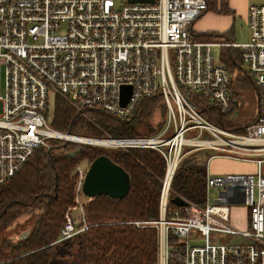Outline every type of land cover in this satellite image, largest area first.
<instances>
[{"label":"built area","instance_id":"2783aa9c","mask_svg":"<svg viewBox=\"0 0 264 264\" xmlns=\"http://www.w3.org/2000/svg\"><path fill=\"white\" fill-rule=\"evenodd\" d=\"M206 9L205 0H125L119 7L113 0H0V186L20 172L36 148H48L51 139L125 152L155 150L166 165L159 217L132 224L156 230L157 264H264V3L248 6L250 36L243 44L192 38L190 28ZM229 45L240 49L242 68L259 89L256 119L243 134L212 125L190 101L198 97L222 116L231 113L229 73L213 54L214 48ZM122 85L131 88L124 106L119 103ZM49 91L78 114L94 109L120 120L130 119L143 99L160 92L165 124L147 137H60L79 136L50 127L45 116ZM187 148L251 162L254 172H207L204 206L184 200L181 210H169L170 181ZM84 163L74 169L76 207L71 212L78 210L79 224L68 212L58 241L86 228L79 202L89 166ZM209 190L217 193L213 200L207 198ZM230 205L247 208L246 230L230 225ZM169 237L177 240L174 247Z\"/></svg>","mask_w":264,"mask_h":264},{"label":"trees","instance_id":"16d2710c","mask_svg":"<svg viewBox=\"0 0 264 264\" xmlns=\"http://www.w3.org/2000/svg\"><path fill=\"white\" fill-rule=\"evenodd\" d=\"M207 9L212 1L205 0ZM201 41L212 39L231 44L228 32L208 33ZM218 63L230 77L229 93L236 100L243 89L253 86L251 77L242 68L240 49L221 46ZM195 110L212 125L231 131L219 111L197 97L190 98ZM85 116L60 97L54 98L52 115L46 119L52 129L62 134L83 138L122 139L153 136L165 124V106L160 92L143 99L133 116L120 120L106 113L87 109ZM230 115V114H229ZM228 115V116H229ZM257 116V115H256ZM256 116L239 127L245 126ZM168 136L172 135L169 131ZM48 148H36L22 169L11 180L0 186V221L4 228L17 222L14 235L30 229L22 239L8 235L0 239V260L9 264H64L69 253L59 251L55 246L66 242L68 248L73 242L58 241L65 215L76 207L75 166L80 162L90 164L96 157L104 155L122 167L130 178L127 194L121 199L96 196L82 204L84 226L75 245L83 251L82 264H157V233L153 227L136 228L134 221L154 222L158 220V201L161 180L165 173V161L160 153L151 149H128L101 147L62 139H51ZM170 181L169 199L180 197L199 207L205 204V181L207 165L213 156L211 150H184ZM169 210H181L168 201ZM12 231V230H11ZM13 231L10 233L13 236ZM18 233V234H17ZM177 240L169 237L170 246Z\"/></svg>","mask_w":264,"mask_h":264},{"label":"rangeland","instance_id":"374dc122","mask_svg":"<svg viewBox=\"0 0 264 264\" xmlns=\"http://www.w3.org/2000/svg\"><path fill=\"white\" fill-rule=\"evenodd\" d=\"M115 7H119L122 3L125 2V0H113ZM263 1H260L262 3ZM235 35H236V41L240 44L247 43L249 41L250 36V30L247 25V19L238 18L236 19L235 25ZM212 42H217V39L210 40ZM214 59L215 62H218V56H219V50L217 48H214L213 50ZM172 59H173V51L169 50V64L172 70ZM262 92L264 93V88L262 89ZM2 90L0 92V95H2ZM258 97H259V91L256 90L253 86H250L249 88H245L242 90L241 95L233 101V108L229 116L224 118L225 123L231 128V131L236 133L238 132V128L246 124L250 119L255 117L258 112ZM54 108V95L51 91L48 92L47 95V115L50 117L52 115ZM186 136V135H185ZM213 156L210 158V162L207 166V172L209 176L214 175H224L219 172V169L221 172H230V170H239L238 172L242 171V173L248 174L254 172V165L251 162H241L236 160H229L228 158L223 159V157H214L216 154L215 152H212ZM237 162V164H236ZM81 166L85 167V163L82 161L79 163ZM238 167V168H236ZM219 168V169H218ZM232 172V171H231ZM237 172V171H235ZM217 196V193L214 190H209L207 193V198L209 200H213ZM88 198L83 196V194H79V202L80 204H84L87 201ZM71 217L74 220L75 224H79V214L78 210H74L71 212ZM25 217H19L18 221L15 223H12L8 228H4L3 223L0 221V239H2L5 236H11V238H14V233L18 228V223L23 222V219ZM229 222L230 225L238 230H246L247 227V208L243 205H230L229 207ZM13 231V236L10 233ZM79 233H76L73 237L68 239V242H73L71 246L68 248L63 247V245L66 242H61L56 244V248L63 252V250H67L69 255L64 257V259H61V263L64 264H82L83 261V251L80 250L77 245H75L77 238L79 237ZM18 234V233H17ZM238 240V239H237ZM236 239H233L234 242L237 241ZM239 241V240H238Z\"/></svg>","mask_w":264,"mask_h":264},{"label":"water","instance_id":"95a60500","mask_svg":"<svg viewBox=\"0 0 264 264\" xmlns=\"http://www.w3.org/2000/svg\"><path fill=\"white\" fill-rule=\"evenodd\" d=\"M131 2H151L152 0H130ZM131 88L128 85L120 86V100L121 106H124L130 96ZM130 186V178L127 172L115 164L107 156L101 155L90 162L86 169L83 182L81 185V192L83 196L92 199L96 196L103 195L111 199L123 198ZM170 203L177 207L186 206V202L180 197L176 196L169 199ZM30 229L15 235L14 238H25Z\"/></svg>","mask_w":264,"mask_h":264},{"label":"crops","instance_id":"0c3cea01","mask_svg":"<svg viewBox=\"0 0 264 264\" xmlns=\"http://www.w3.org/2000/svg\"><path fill=\"white\" fill-rule=\"evenodd\" d=\"M211 1L213 3L212 8L205 11L192 24V27L190 28V34L192 38L197 39L208 33L223 34L225 32H228V36L230 38L231 44H240L236 41V35H235L234 25L236 19L238 18H242L244 20L247 19V8L249 5L264 3V0H211ZM260 1L263 2L260 3ZM219 41L220 40H218L217 42ZM238 171L239 170L233 169L230 170V172L224 173L221 172V170L219 169V172L217 173L245 174L242 173V171L240 172Z\"/></svg>","mask_w":264,"mask_h":264},{"label":"bare ground","instance_id":"6f19581e","mask_svg":"<svg viewBox=\"0 0 264 264\" xmlns=\"http://www.w3.org/2000/svg\"><path fill=\"white\" fill-rule=\"evenodd\" d=\"M60 137H65V138H69V139H72V140H78V141H86L85 139L81 138V137H71V136H66V135H59ZM95 143H98V144H102V145H105V144H109L110 142L108 141H94ZM210 144V143H209Z\"/></svg>","mask_w":264,"mask_h":264}]
</instances>
